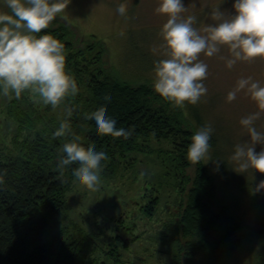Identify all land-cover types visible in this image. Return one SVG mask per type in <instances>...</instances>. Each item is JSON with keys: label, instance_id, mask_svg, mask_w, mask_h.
Listing matches in <instances>:
<instances>
[{"label": "trees", "instance_id": "1", "mask_svg": "<svg viewBox=\"0 0 264 264\" xmlns=\"http://www.w3.org/2000/svg\"><path fill=\"white\" fill-rule=\"evenodd\" d=\"M43 34L64 45L66 72L75 78L79 92L55 110L51 105L28 104L15 114L18 124L11 148L0 151V264H121L119 249L139 240L134 234L136 223L125 224L122 215L108 220L113 223L114 235L105 249L101 246L106 227L97 223L89 230L77 227L74 237L64 236L65 228L53 234L68 216L67 193L73 185L72 168L76 167L69 166L61 176L56 171L57 158L62 145L76 136L81 146L95 144L96 151L107 154L100 172L106 179L132 168L134 155L145 152L152 140L175 145L181 198L176 219L166 225L164 234V243L172 250V264L203 254L231 259L244 251L251 239L241 232L231 209L217 202L214 176L203 160L193 165L186 158L194 128L181 108L162 99L151 83L131 84L108 72L102 63L105 44L95 36L75 44L64 25L49 26L38 36ZM65 104L75 108L70 130L64 137L53 138L65 118ZM102 106L116 121L117 129L133 130L130 138L96 133L95 121L85 120L84 114ZM197 122L204 125L198 115ZM190 165L194 166L193 175H184ZM247 187L256 198L255 186L248 183ZM159 203L158 195L144 198L138 216L151 219ZM259 233L264 235V217ZM45 234L51 235L48 241L43 240ZM98 252L102 255L96 256Z\"/></svg>", "mask_w": 264, "mask_h": 264}, {"label": "rangeland", "instance_id": "2", "mask_svg": "<svg viewBox=\"0 0 264 264\" xmlns=\"http://www.w3.org/2000/svg\"><path fill=\"white\" fill-rule=\"evenodd\" d=\"M183 3L187 11L182 15L185 18L194 15L197 18L194 27L200 29L213 23L211 13L218 7L226 14H235V0H183ZM120 4L126 6L124 16L116 11ZM158 4L159 0H69L67 8L49 26L64 25L69 32L68 38L78 45L83 39L95 36L105 44L102 63L108 72L131 84H153L155 62L162 58L154 49L162 43L159 32L167 20L155 12ZM0 11H8L4 0H0ZM221 57L230 58L226 48H221L213 57L201 54L200 59L208 65L207 79L202 81L208 91L197 104L186 103L180 108L194 128V134L205 125L213 128L211 140L215 141H209L210 160L205 158L203 161L214 176L217 202L231 209L241 232L250 237L251 242L235 258L203 254L180 264H264V235L259 233L264 217V190L256 192L254 198L247 187L248 183L256 187L264 180V175L259 172L238 174L229 159L237 144L250 140L239 121L258 108L246 89L238 92L232 102L227 101L228 93L241 78L252 77L264 86V61H237L228 68L226 59ZM28 104L44 106L42 100L30 92L22 93L17 99L11 93L4 96L0 90V151L7 152L11 148L18 124L15 114ZM197 115L203 126L198 125ZM255 127L264 132V114L255 122ZM174 147L168 140L150 141L145 152L134 155L136 162L132 168L122 170L113 179L100 175L98 191L73 183L67 193L68 216L60 221L53 234L65 228L64 236L74 237L77 227L89 230L97 223L106 227L101 246L105 249L113 234V223L108 220L122 215L125 224L136 223L134 234L140 238L127 249H119L121 264H172V250L165 245L164 234L166 225L176 219L181 198L180 170ZM261 147L264 146H255L257 153ZM193 169L190 165L183 174L192 176ZM142 171L146 173L143 178L140 176ZM150 195H158L160 203L155 215L145 219L138 216L139 207ZM50 236L45 234L43 240L48 241ZM101 255V252L96 254Z\"/></svg>", "mask_w": 264, "mask_h": 264}, {"label": "clouds", "instance_id": "3", "mask_svg": "<svg viewBox=\"0 0 264 264\" xmlns=\"http://www.w3.org/2000/svg\"><path fill=\"white\" fill-rule=\"evenodd\" d=\"M8 11H0V90L4 96L10 93L19 99L22 93L38 96L43 104L52 109L60 107L67 98L79 92L75 78L66 72L64 45L50 34L39 35L49 28L58 14L69 5V0H4ZM235 14L229 15L216 8L211 13L213 23L202 29L194 27L197 18L182 13L187 11L183 0H159L155 12L167 17L159 36L162 43L158 51L162 57L154 65L153 90L173 106L183 108L195 105L208 89L202 81L207 79L208 65L200 56L213 57L226 48L230 58L228 68L237 61H264V0H235ZM117 13L126 15V6L120 4ZM247 90L258 111L242 118L239 123L247 130L250 140L239 143L230 156L234 171L238 174L259 172L264 175V147L259 153L255 146H264V132L255 127V122L264 114V86L252 77L241 78L227 95V101L236 99L237 93ZM110 97H106L109 100ZM74 107L64 105L65 118L55 130L53 138H61L70 130L69 120ZM84 119L95 121L99 135L128 139L133 130L117 129L116 121L106 115V108L99 107L85 113ZM89 126L85 125L87 129ZM211 125L200 127L191 137L187 160L193 165L209 157ZM76 136L60 148L56 171L61 176L72 165L74 184L90 191H98L101 185V162L107 154L96 151L95 144L84 147ZM145 172H141L143 178ZM264 190V180L254 192Z\"/></svg>", "mask_w": 264, "mask_h": 264}]
</instances>
